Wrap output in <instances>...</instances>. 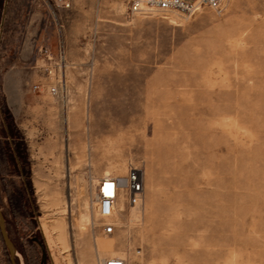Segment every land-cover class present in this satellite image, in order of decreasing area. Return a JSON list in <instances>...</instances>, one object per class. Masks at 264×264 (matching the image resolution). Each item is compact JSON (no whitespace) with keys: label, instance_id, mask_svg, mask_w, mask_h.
Here are the masks:
<instances>
[{"label":"rangeland","instance_id":"1","mask_svg":"<svg viewBox=\"0 0 264 264\" xmlns=\"http://www.w3.org/2000/svg\"><path fill=\"white\" fill-rule=\"evenodd\" d=\"M132 1L0 0V210L14 261L264 264V0L175 18L132 17ZM41 49L63 54L67 112ZM11 69L26 90L45 86L52 116L14 125ZM131 168L143 199L120 197L104 236L94 185Z\"/></svg>","mask_w":264,"mask_h":264},{"label":"built area","instance_id":"2","mask_svg":"<svg viewBox=\"0 0 264 264\" xmlns=\"http://www.w3.org/2000/svg\"><path fill=\"white\" fill-rule=\"evenodd\" d=\"M60 2L64 0H59ZM227 0H134L129 6L130 16L159 15L164 17L186 16L199 13L202 9H210L220 12ZM64 3V2H63ZM64 7H69L68 3ZM43 66V73L52 80L47 87L49 96L64 107L67 103V86L65 82V63L62 52L54 54L49 49L39 51ZM44 85H34L32 92H39ZM144 193L143 176L140 170L131 168L125 178L103 177L96 182L93 188L92 201L96 207L97 216L102 223L97 227L104 236H110L115 231V225L111 222L117 201L123 197L128 206H139ZM96 264H125L122 259L97 257Z\"/></svg>","mask_w":264,"mask_h":264},{"label":"crops","instance_id":"3","mask_svg":"<svg viewBox=\"0 0 264 264\" xmlns=\"http://www.w3.org/2000/svg\"><path fill=\"white\" fill-rule=\"evenodd\" d=\"M25 72L20 69L7 71V92L4 95L7 112L13 119L17 128H25L31 125L37 117L52 116L54 111L50 107L54 101L46 99L36 92L32 93L25 89Z\"/></svg>","mask_w":264,"mask_h":264},{"label":"water","instance_id":"4","mask_svg":"<svg viewBox=\"0 0 264 264\" xmlns=\"http://www.w3.org/2000/svg\"><path fill=\"white\" fill-rule=\"evenodd\" d=\"M0 237L10 256V263L17 264L16 261H14V257L16 256V254L14 251L13 244L11 243L8 237V234L5 228L4 217H3V214L1 213V210H0Z\"/></svg>","mask_w":264,"mask_h":264},{"label":"bare ground","instance_id":"5","mask_svg":"<svg viewBox=\"0 0 264 264\" xmlns=\"http://www.w3.org/2000/svg\"><path fill=\"white\" fill-rule=\"evenodd\" d=\"M176 16H173V18H175ZM173 22V21H172ZM64 111L65 112H67V103H65V107H64ZM68 115H66L65 117H64V119L67 117ZM67 120V119H66ZM104 177H108V175H104ZM119 199H120V197H119ZM118 199V200H119ZM117 203H118V201H117ZM116 208H117V206H116ZM116 210V209H115ZM115 213V212H114Z\"/></svg>","mask_w":264,"mask_h":264}]
</instances>
